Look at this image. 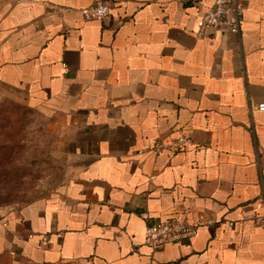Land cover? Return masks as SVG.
I'll list each match as a JSON object with an SVG mask.
<instances>
[{"label":"crops","instance_id":"crops-1","mask_svg":"<svg viewBox=\"0 0 264 264\" xmlns=\"http://www.w3.org/2000/svg\"><path fill=\"white\" fill-rule=\"evenodd\" d=\"M97 1L0 0V103L43 120L61 173L0 206V264H264L248 217L264 211V0H241L239 34L205 36L214 0L78 11ZM171 219L203 224L148 246V223Z\"/></svg>","mask_w":264,"mask_h":264},{"label":"rangeland","instance_id":"rangeland-1","mask_svg":"<svg viewBox=\"0 0 264 264\" xmlns=\"http://www.w3.org/2000/svg\"><path fill=\"white\" fill-rule=\"evenodd\" d=\"M43 123L33 110L0 103V206L29 202L58 183L60 168Z\"/></svg>","mask_w":264,"mask_h":264},{"label":"built area","instance_id":"built-area-1","mask_svg":"<svg viewBox=\"0 0 264 264\" xmlns=\"http://www.w3.org/2000/svg\"><path fill=\"white\" fill-rule=\"evenodd\" d=\"M119 1L121 0H98L92 5L79 8L78 11L87 19L108 20L113 6ZM47 7L51 13H61L73 9L50 3L47 4ZM242 17L241 0H214L211 7L202 16L199 35L205 36L209 32L219 30L239 34L241 32ZM258 107L263 110L264 103H260ZM191 143V137L183 133L169 144L157 142L154 150L159 152L165 147L180 149ZM142 215L145 219H150L148 211L143 212ZM248 217H252L257 225L264 228V211ZM202 224L203 222L190 224L178 219L151 221L145 231V243L151 248L157 249L166 243L188 240L197 233L199 226Z\"/></svg>","mask_w":264,"mask_h":264}]
</instances>
